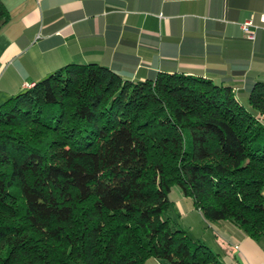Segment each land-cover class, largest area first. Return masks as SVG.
Masks as SVG:
<instances>
[{
	"label": "trees",
	"instance_id": "16d2710c",
	"mask_svg": "<svg viewBox=\"0 0 264 264\" xmlns=\"http://www.w3.org/2000/svg\"><path fill=\"white\" fill-rule=\"evenodd\" d=\"M11 14L0 0V31ZM264 242V82L71 64L0 105V264H224L170 216Z\"/></svg>",
	"mask_w": 264,
	"mask_h": 264
},
{
	"label": "crops",
	"instance_id": "0c3cea01",
	"mask_svg": "<svg viewBox=\"0 0 264 264\" xmlns=\"http://www.w3.org/2000/svg\"><path fill=\"white\" fill-rule=\"evenodd\" d=\"M3 1L11 21L0 31V105L71 64H98L134 81L203 77L232 87L244 104L264 82V27L253 28V40L242 27L264 26V0ZM178 200L180 226L224 264H264V242L231 221H208L183 194Z\"/></svg>",
	"mask_w": 264,
	"mask_h": 264
},
{
	"label": "rangeland",
	"instance_id": "374dc122",
	"mask_svg": "<svg viewBox=\"0 0 264 264\" xmlns=\"http://www.w3.org/2000/svg\"><path fill=\"white\" fill-rule=\"evenodd\" d=\"M182 191L180 190L179 187H175L172 191V193L170 194V198L175 202V207L171 210L170 212V216L174 219V221H176L179 226L180 224H182V222L180 221V218H178L177 213H179V197H181ZM181 227V226H180ZM183 228V227H181ZM194 235V233H190L189 235ZM196 235V234H195ZM195 237V236H194Z\"/></svg>",
	"mask_w": 264,
	"mask_h": 264
},
{
	"label": "built area",
	"instance_id": "2783aa9c",
	"mask_svg": "<svg viewBox=\"0 0 264 264\" xmlns=\"http://www.w3.org/2000/svg\"><path fill=\"white\" fill-rule=\"evenodd\" d=\"M261 20L264 23V12L261 14ZM242 27H243L245 33L247 34L248 38L253 40L255 38V33L253 31V28L254 29H260V28H263L264 26L255 25L252 20H249V21L244 22Z\"/></svg>",
	"mask_w": 264,
	"mask_h": 264
},
{
	"label": "bare ground",
	"instance_id": "6f19581e",
	"mask_svg": "<svg viewBox=\"0 0 264 264\" xmlns=\"http://www.w3.org/2000/svg\"><path fill=\"white\" fill-rule=\"evenodd\" d=\"M32 86H33L32 84H31V85L29 84V86H28V87H32Z\"/></svg>",
	"mask_w": 264,
	"mask_h": 264
}]
</instances>
